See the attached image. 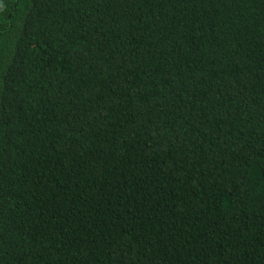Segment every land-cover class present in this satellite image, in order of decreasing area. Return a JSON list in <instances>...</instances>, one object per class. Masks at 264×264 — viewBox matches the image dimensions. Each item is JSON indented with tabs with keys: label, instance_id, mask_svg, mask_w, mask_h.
Here are the masks:
<instances>
[{
	"label": "trees",
	"instance_id": "1",
	"mask_svg": "<svg viewBox=\"0 0 264 264\" xmlns=\"http://www.w3.org/2000/svg\"><path fill=\"white\" fill-rule=\"evenodd\" d=\"M0 264H264V0H0Z\"/></svg>",
	"mask_w": 264,
	"mask_h": 264
}]
</instances>
